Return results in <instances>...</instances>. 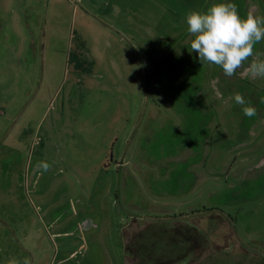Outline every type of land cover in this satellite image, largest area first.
I'll return each instance as SVG.
<instances>
[{
	"label": "rangeland",
	"instance_id": "374dc122",
	"mask_svg": "<svg viewBox=\"0 0 264 264\" xmlns=\"http://www.w3.org/2000/svg\"><path fill=\"white\" fill-rule=\"evenodd\" d=\"M215 3L264 16L0 0V264H264V78L190 51L186 16Z\"/></svg>",
	"mask_w": 264,
	"mask_h": 264
},
{
	"label": "clouds",
	"instance_id": "9594fccd",
	"mask_svg": "<svg viewBox=\"0 0 264 264\" xmlns=\"http://www.w3.org/2000/svg\"><path fill=\"white\" fill-rule=\"evenodd\" d=\"M186 24L191 37L190 51L198 54L202 65H216L225 76L231 77L251 58L244 71L253 78H264V59L260 58L264 54L254 52V46L264 40V16L249 13L242 18L236 4L215 3L205 12H189ZM232 98L242 106L245 116L257 114L256 108L247 104L242 94L235 93ZM37 168L46 172L50 165L41 162ZM7 264H31V261L10 258Z\"/></svg>",
	"mask_w": 264,
	"mask_h": 264
},
{
	"label": "crops",
	"instance_id": "0c3cea01",
	"mask_svg": "<svg viewBox=\"0 0 264 264\" xmlns=\"http://www.w3.org/2000/svg\"><path fill=\"white\" fill-rule=\"evenodd\" d=\"M180 69H181V67H180Z\"/></svg>",
	"mask_w": 264,
	"mask_h": 264
}]
</instances>
